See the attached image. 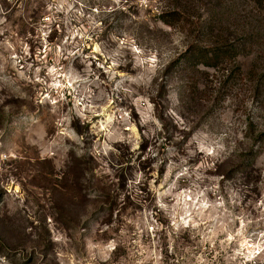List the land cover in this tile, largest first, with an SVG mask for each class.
<instances>
[{
    "label": "rangeland",
    "instance_id": "1",
    "mask_svg": "<svg viewBox=\"0 0 264 264\" xmlns=\"http://www.w3.org/2000/svg\"><path fill=\"white\" fill-rule=\"evenodd\" d=\"M0 264H264V0H0Z\"/></svg>",
    "mask_w": 264,
    "mask_h": 264
},
{
    "label": "trees",
    "instance_id": "2",
    "mask_svg": "<svg viewBox=\"0 0 264 264\" xmlns=\"http://www.w3.org/2000/svg\"><path fill=\"white\" fill-rule=\"evenodd\" d=\"M121 1H126V3H128L130 0ZM114 11L123 12L124 5ZM183 13L184 12L180 10L179 7H173L167 11H162L159 16L163 24L172 27L175 23H178V21H181L184 18ZM205 23L206 29L211 32L216 30L219 26L218 21H215L213 18L207 19ZM248 35L250 37L252 36L249 33L247 35L244 34L238 44L221 42L213 45H196L194 48L184 52L182 55L183 62L188 65L197 64L205 67H217L222 64H228L230 60L236 58L241 51L246 48L245 41L247 40ZM250 37H248V40ZM233 78L234 77L232 76V79Z\"/></svg>",
    "mask_w": 264,
    "mask_h": 264
}]
</instances>
